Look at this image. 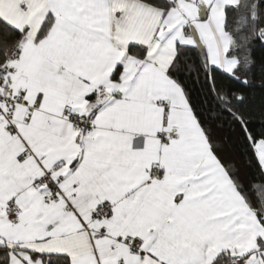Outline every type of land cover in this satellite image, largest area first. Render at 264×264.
Segmentation results:
<instances>
[{
  "label": "snow or ice",
  "instance_id": "1",
  "mask_svg": "<svg viewBox=\"0 0 264 264\" xmlns=\"http://www.w3.org/2000/svg\"><path fill=\"white\" fill-rule=\"evenodd\" d=\"M264 0H0V264H264Z\"/></svg>",
  "mask_w": 264,
  "mask_h": 264
},
{
  "label": "trees",
  "instance_id": "2",
  "mask_svg": "<svg viewBox=\"0 0 264 264\" xmlns=\"http://www.w3.org/2000/svg\"><path fill=\"white\" fill-rule=\"evenodd\" d=\"M255 55H256L257 59H259L261 57H264V49L257 48L256 52H255Z\"/></svg>",
  "mask_w": 264,
  "mask_h": 264
}]
</instances>
